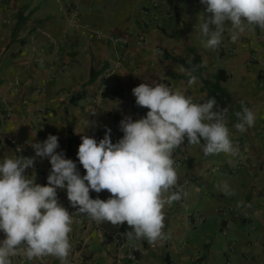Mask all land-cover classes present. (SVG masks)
Returning a JSON list of instances; mask_svg holds the SVG:
<instances>
[{"label":"crops","instance_id":"crops-1","mask_svg":"<svg viewBox=\"0 0 264 264\" xmlns=\"http://www.w3.org/2000/svg\"><path fill=\"white\" fill-rule=\"evenodd\" d=\"M154 2H165L149 15H157L162 26L152 23L146 29L150 44L135 47L142 10ZM69 6L78 11L82 25L100 30L104 38L83 29L63 37ZM205 8L200 0H0V163L35 157L31 145L55 135L56 151L71 159L83 177L86 170L77 156L81 136L98 143L110 129L112 143L122 139V120L146 117L148 109L136 105L132 92L141 83L186 90L196 103L214 97L219 108H227L231 141L239 142L235 157L205 156L201 146L188 145L187 138L174 150L172 157L183 161L176 168L178 186L187 195L163 209L164 231L170 235L163 246L152 247L146 240L129 243L125 233L132 228L126 222L97 224L77 214L66 188L57 189L58 202L73 220L67 264H128L125 253L130 247L138 257L136 264H264V30L256 26L236 43L226 30L217 49H206L197 39L200 17L211 15ZM111 37L126 38L129 44L115 47ZM156 47L162 48V55ZM119 54L126 60L105 87L103 76L114 68ZM51 61L65 68L53 80L47 68ZM181 66L196 69L198 83L191 88ZM243 107L254 112L255 124L240 133L235 114ZM37 108L43 110L42 123ZM50 171V159L36 157L25 174L45 186ZM224 182L234 195L218 190ZM173 191L176 188L165 196ZM110 196L106 190L90 189L92 199L106 201ZM241 212L249 214L248 220L239 219ZM194 215L203 221L192 222ZM11 259L12 264H61L52 256Z\"/></svg>","mask_w":264,"mask_h":264},{"label":"clouds","instance_id":"clouds-1","mask_svg":"<svg viewBox=\"0 0 264 264\" xmlns=\"http://www.w3.org/2000/svg\"><path fill=\"white\" fill-rule=\"evenodd\" d=\"M200 2L206 6L205 12L211 14L200 17L197 37L206 49H217L226 30L232 43L256 26L264 30V0ZM179 71L189 77V88L198 83L193 75L195 68L181 66ZM132 92L136 105L148 109L146 117L133 121L129 116L122 120L120 128L124 135L117 143H112L110 129L98 143L82 135L77 156L86 170L83 177L71 159L56 151L59 144L55 135L31 145L35 157L3 159L0 231L5 239L0 241V264H12L11 258L17 256L28 261L52 256L67 264L73 220L57 198V189L65 188L71 206H78L77 214H85L97 224L110 222L118 226L126 222L132 228L125 233L129 243L146 240L152 247L163 246L170 239L164 231L163 209L187 195L178 186L174 150L187 138L188 145L201 146L205 156L239 154L226 127L227 108H219L214 97L196 103L186 95V90H173L165 84L141 83ZM90 114L95 115L96 111ZM235 115L238 132L254 126L255 114L249 108L243 107ZM36 157L50 159L51 171L45 186L25 174L34 167ZM173 188L176 191L165 196ZM217 188L226 196L235 194L227 182ZM90 189L96 193L106 190L111 196L106 201L92 199Z\"/></svg>","mask_w":264,"mask_h":264},{"label":"built area","instance_id":"built-area-1","mask_svg":"<svg viewBox=\"0 0 264 264\" xmlns=\"http://www.w3.org/2000/svg\"><path fill=\"white\" fill-rule=\"evenodd\" d=\"M164 4H165V2H154L150 7L142 10V16L140 19L139 30L137 31V33L134 36V46L135 47H138V48L147 47L150 44V40H149V37L147 35L146 29L149 28L152 23H155L156 28H158V29L162 25L158 21L159 17L157 15H154V13H152L153 14L152 16H149V15L151 12H153V10L155 11L157 8H159L161 5H164ZM63 19H64V28L62 29V36L63 37L68 36V34L71 31H79V30L83 29V30L91 31L96 36V38H98V39L104 38V35L102 34V32L100 30L91 29L87 25H82L80 22L78 11L72 6L65 8ZM226 35L227 34L225 31L223 33V37H225ZM110 42L112 43L113 46L121 47V48H125L129 44L128 39L122 38V37H111ZM155 52L158 55L163 54V50L160 47H156ZM125 60H126V57L124 54H119L117 56V60L114 63V68L112 70H108L103 76V81L105 83L104 84L105 87L108 86L107 81H109V79L112 77L113 72L119 70L121 68V66L123 65V63L125 62ZM262 65H264V62H262ZM47 68L50 72V79L51 80L55 79L57 76H59L65 72V68L56 64L55 61L48 62ZM39 91H42V88L39 89ZM36 111L38 113H40V117L38 119V122L42 123V121H43L42 120L43 110L40 108H37ZM232 142H233V145L235 147H238V149H239V142L236 140H232ZM173 160L175 161V165H174L175 168H177L183 164V161H181V160H178L175 158H173ZM238 161H239L238 162V169H240L242 167V161H241L240 157H238ZM67 211L70 214V211L69 210H67ZM220 214H223V212H221ZM238 215H239L238 216L239 219L244 220V221L248 220V218H249V214L246 212H241ZM202 221H203V219L197 215H194L192 218V222H194V223H201ZM125 259L128 262V264H136L138 262V257L131 247L127 249V251L125 253Z\"/></svg>","mask_w":264,"mask_h":264},{"label":"trees","instance_id":"trees-1","mask_svg":"<svg viewBox=\"0 0 264 264\" xmlns=\"http://www.w3.org/2000/svg\"><path fill=\"white\" fill-rule=\"evenodd\" d=\"M172 1H176V0H168V2H170V3H172ZM103 94H105V93H103ZM75 98H76V97H73L71 100H72V101H75Z\"/></svg>","mask_w":264,"mask_h":264}]
</instances>
